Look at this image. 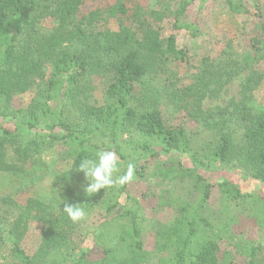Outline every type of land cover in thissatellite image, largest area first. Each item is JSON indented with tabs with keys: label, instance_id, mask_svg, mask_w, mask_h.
<instances>
[{
	"label": "trees",
	"instance_id": "16d2710c",
	"mask_svg": "<svg viewBox=\"0 0 264 264\" xmlns=\"http://www.w3.org/2000/svg\"><path fill=\"white\" fill-rule=\"evenodd\" d=\"M89 1L0 0V172L21 179V186L49 176L51 195L49 203L28 198L24 205L0 196V264H234L233 253L242 264H264V195L224 176L216 183L205 177L223 169L264 184V108L250 105L264 79L257 67L264 58L261 1L223 0L231 14L251 9L262 17L248 50L228 44L218 60L203 55L195 72L186 68L182 75L175 67L190 64L187 50L174 34L163 35L159 23L168 19L171 30L196 37L200 30L187 13L212 0H158L162 9L151 10L141 0H105L84 12ZM47 19L49 28L42 25ZM111 19L115 30L106 27ZM236 80L239 99L204 107ZM32 91L25 107H11L15 96ZM169 105L210 138L202 142L183 125H166L162 111ZM54 146L70 160L66 171H49L43 156ZM100 150L116 152L121 172L134 163L139 177V163L169 156L156 162L150 178L173 190L158 197L160 207L174 210L171 224L145 219L128 184L83 192L79 162ZM213 187L219 207L207 214ZM64 202L85 203V218L71 221ZM245 213L259 232L256 244L234 229ZM30 221L44 225L32 255L21 247ZM146 222L153 252L141 240ZM75 228L77 241L69 233ZM92 246L100 259L90 258Z\"/></svg>",
	"mask_w": 264,
	"mask_h": 264
},
{
	"label": "rangeland",
	"instance_id": "374dc122",
	"mask_svg": "<svg viewBox=\"0 0 264 264\" xmlns=\"http://www.w3.org/2000/svg\"><path fill=\"white\" fill-rule=\"evenodd\" d=\"M144 6L148 9H162L163 4L158 3V0H141ZM261 1V9H259L262 17H264V0ZM105 0H91L82 7L84 12L91 9L99 8L103 5ZM257 11H250L246 13L231 14L223 0H212L201 7L200 10L195 6H191L186 19L189 21L193 17V21L200 30L199 35L190 37L185 34L183 30H171L169 20L163 19L159 25L163 28V35L170 33L174 34L177 39V45L180 48L187 50L190 58V64H182L176 66V71L179 75L186 73V68L190 72H195L199 66V59L203 55L209 56L211 59L218 60L221 51L226 45L230 44L237 52H244L250 47V39L255 35L261 19L257 17ZM51 19L45 20L42 25L45 28L51 27L53 24ZM107 28L115 30L117 23L111 19ZM260 71L264 73V58L257 64ZM50 71L47 72V76ZM99 82V81H98ZM96 82V85H99ZM239 80L231 82L225 87L220 97L217 100H208L204 103L205 108H211L217 105L224 106L231 98H240ZM98 87V86H97ZM34 91V90H33ZM33 91L17 95L13 98L11 107L16 109L25 107L33 95ZM250 105L253 110L260 111L264 108V79L260 87L252 93ZM162 118L166 125H183L188 134L193 135L194 139L207 141L210 138L209 132L200 124L188 119L184 113L176 111L172 106H168L162 111ZM1 122V121H0ZM8 126V125H7ZM55 135H62L60 130L54 132ZM11 148L7 147V159L12 161ZM169 156L160 155L158 159H150L147 162H141L143 166L141 171L142 177L134 176V179L128 183L126 192L130 199H135L139 206L141 213L145 219L157 221L164 224H171L175 218V213L172 208L160 207L158 204V197L160 190H171L170 186L160 185L158 180H152L150 173L158 160L167 161ZM44 160L49 164L50 173H60L66 171L70 167V160L65 158V153L61 148L54 146L47 150L43 156ZM186 162V160L184 161ZM187 164V162H186ZM239 172L227 171L219 169L216 172L205 174L207 181L216 183L224 176L237 182L241 189L251 194L264 195V184L255 181L240 180ZM49 177V176H48ZM44 180H31L26 185L21 186V179L15 178L7 173L0 172V196L10 197L20 205H24L28 198H34L45 203L51 200L50 195V178ZM25 184V182H22ZM211 200L208 203L206 210L207 214H214L218 209V191L213 187L211 193ZM151 223H145L142 230L141 240L143 247L148 252H153L154 249V233L150 226ZM44 225L40 222L30 221L28 223V230L21 242V247L32 255L38 248ZM236 232H240L239 236L243 239L250 240L255 244L259 242L260 236L257 231L255 222L246 216V213L241 215L239 222L234 225ZM70 237L77 241L81 238L80 232L77 228L72 229ZM90 241V240H89ZM91 259L97 260L102 257V252L92 246ZM233 263L242 264L243 258L233 253ZM157 257H153L152 262H155Z\"/></svg>",
	"mask_w": 264,
	"mask_h": 264
},
{
	"label": "clouds",
	"instance_id": "9594fccd",
	"mask_svg": "<svg viewBox=\"0 0 264 264\" xmlns=\"http://www.w3.org/2000/svg\"><path fill=\"white\" fill-rule=\"evenodd\" d=\"M79 172L84 174L83 192L93 196L100 190L125 186L134 179L135 164L129 162L121 172L120 157L112 150H100L94 158H83L78 165ZM62 211L67 217L78 222L85 218V203L64 202Z\"/></svg>",
	"mask_w": 264,
	"mask_h": 264
}]
</instances>
